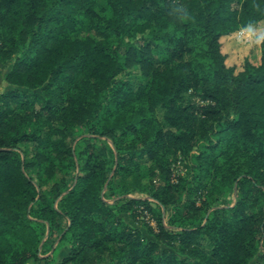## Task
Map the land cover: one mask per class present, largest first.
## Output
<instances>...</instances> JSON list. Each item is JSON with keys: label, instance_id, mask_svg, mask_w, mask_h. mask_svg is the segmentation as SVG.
I'll use <instances>...</instances> for the list:
<instances>
[{"label": "trees", "instance_id": "trees-1", "mask_svg": "<svg viewBox=\"0 0 264 264\" xmlns=\"http://www.w3.org/2000/svg\"><path fill=\"white\" fill-rule=\"evenodd\" d=\"M105 1L109 17L97 0H0L15 87L0 95V264H36L55 238L70 248L59 264H249L264 253V0ZM241 30L258 65L231 45ZM124 47L137 89L117 80ZM56 160L70 183L44 194ZM121 175L164 185L151 203ZM125 214L153 216L178 250Z\"/></svg>", "mask_w": 264, "mask_h": 264}, {"label": "rangeland", "instance_id": "rangeland-1", "mask_svg": "<svg viewBox=\"0 0 264 264\" xmlns=\"http://www.w3.org/2000/svg\"><path fill=\"white\" fill-rule=\"evenodd\" d=\"M96 11L102 16L109 17L111 15V11L105 0H97ZM230 41L231 45L237 51L242 62L245 58H249V60L254 65L259 64V42L254 32L250 30H241L235 35L231 36ZM127 49L128 48L124 47L119 53L121 64L123 66V73L117 78V80L128 81L133 88L137 89L147 81V78L144 77L140 69V64L136 63V57L134 55H131L130 57L126 55ZM12 68L13 65L10 63H0V95L6 94L8 91L15 88L6 79L7 75L12 71ZM158 117L161 119V121L164 120L163 110H158ZM30 152H32V150ZM54 162L56 166L52 167V172L54 175L53 180L48 181L46 179L47 175H44V179L47 181L42 188V192L44 194H46L54 184L62 185L64 180H67V182L70 183V181L68 180L67 168L63 164H60L57 160ZM142 163L146 166H150L152 164V162L148 158L143 159ZM171 170L173 173L171 181L172 183H177L179 176H185L188 173V167L182 159H178V161L172 165ZM115 183L120 187H126L128 190L132 191L127 195V197H140L144 200H149L151 203H153V200L150 197V193L153 191L154 187L164 185L163 179L159 175L154 177V179L140 180L141 184H139V182H137V180L133 177H125L124 175H121L116 179ZM228 199H233L234 201V198H232L231 196H229ZM109 201L112 202V200ZM162 210L164 215H167V213H170L171 208L168 210L166 208H163ZM152 217L153 216H148V214H146L144 216H139L137 219H133L129 215H123L126 223L139 230L142 236L147 241H157L158 243H160L163 249L177 251L178 247H170L167 245V243L157 239L156 234H158L159 231L157 228L156 220ZM164 224H167V219H164ZM55 239L56 241L52 244L51 251L49 252V249H46L47 252H44V254L40 255L42 260L36 264H49L47 263V259L49 258V256L52 257L50 264H59L69 254L70 248L67 246L61 247L60 239ZM263 262L264 253H260L259 255L254 257L249 264H262Z\"/></svg>", "mask_w": 264, "mask_h": 264}, {"label": "built area", "instance_id": "built-area-1", "mask_svg": "<svg viewBox=\"0 0 264 264\" xmlns=\"http://www.w3.org/2000/svg\"><path fill=\"white\" fill-rule=\"evenodd\" d=\"M244 32V31H243Z\"/></svg>", "mask_w": 264, "mask_h": 264}]
</instances>
